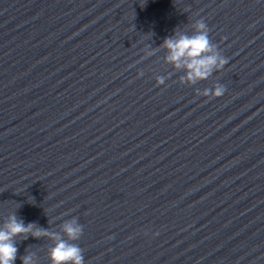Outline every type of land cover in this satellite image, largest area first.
<instances>
[{"label": "water", "instance_id": "95a60500", "mask_svg": "<svg viewBox=\"0 0 264 264\" xmlns=\"http://www.w3.org/2000/svg\"><path fill=\"white\" fill-rule=\"evenodd\" d=\"M201 18L227 63L182 82L163 41ZM13 213L74 220L85 264H264V0H0ZM53 243L17 238L14 264H50Z\"/></svg>", "mask_w": 264, "mask_h": 264}, {"label": "clouds", "instance_id": "9594fccd", "mask_svg": "<svg viewBox=\"0 0 264 264\" xmlns=\"http://www.w3.org/2000/svg\"><path fill=\"white\" fill-rule=\"evenodd\" d=\"M208 33L209 28L201 18L195 20L193 34L174 33L173 37L163 41V47L168 51L167 61L176 68L185 69L182 82L195 83L197 80L205 79L214 69L220 70L227 63V58L219 54L217 45L211 42ZM162 83V79L158 78L156 84ZM224 92V85H217L213 89H205L197 94L216 98ZM82 231V226L73 220L62 225L63 235L49 233L33 223L25 224L13 213L5 222L0 223V264H14L18 251L16 240L26 239L28 234L34 238L48 236L54 241L48 251L50 264H85L83 249L75 243L81 237ZM21 260L22 264H34L30 253L21 257Z\"/></svg>", "mask_w": 264, "mask_h": 264}]
</instances>
